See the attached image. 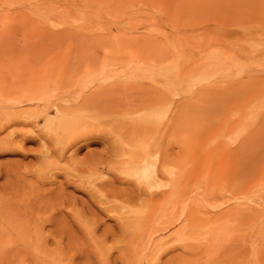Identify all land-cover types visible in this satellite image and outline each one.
I'll use <instances>...</instances> for the list:
<instances>
[{"label":"rangeland","instance_id":"rangeland-1","mask_svg":"<svg viewBox=\"0 0 264 264\" xmlns=\"http://www.w3.org/2000/svg\"><path fill=\"white\" fill-rule=\"evenodd\" d=\"M0 129L1 264H264V0H0Z\"/></svg>","mask_w":264,"mask_h":264},{"label":"bare ground","instance_id":"bare-ground-1","mask_svg":"<svg viewBox=\"0 0 264 264\" xmlns=\"http://www.w3.org/2000/svg\"><path fill=\"white\" fill-rule=\"evenodd\" d=\"M39 79H40V78H39ZM39 82H40V81H39ZM62 92H63V91H62ZM89 93H90V94H89L88 96H87V94H84V95L87 96V97H89V96L91 95V93H96V92H89ZM105 93H107V92H105ZM108 93H109V92H108ZM110 93H111V92H110ZM62 94H65V93H61V94L59 95L60 98L62 97ZM81 94H82V93H80V94H78V95H81ZM25 95H26V94H25ZM84 95H83V96H84ZM92 95H93V94H92ZM63 96H64V95H63ZM75 96H76V95H75ZM83 96H81V97H80V96H77L78 98H74V99H80V98L83 99V98H82ZM29 97H30V96H29ZM87 97H85V99H86ZM17 99H18V98H17ZM29 99H30V100H33V98H29ZM54 99H55V98H54ZM81 99H80V100H81ZM98 99H99V98H98ZM18 100H19V99H18ZM22 100H23V99H22ZM60 100H61V99H60ZM63 100H64V99H63ZM69 100H70V99H69ZM88 100H89V101H88ZM93 100H94V99H93ZM81 101H82V102H81ZM81 101H79V102H77V103H75V104H73V103L71 104V102L69 101L71 105H70L69 107L66 108V110L69 111V113H68V114H62L61 116H59L58 114H56L57 116H59V118H57V117L55 116V114H54L55 112H54V111H53V112H49V115H51V116H53V114H54V116H55V118H56L55 120L57 121L58 128L60 127V129L66 131V129L70 127L69 129H72V130L75 132L76 129L79 130V128H75L77 122H79L80 120H82V122L84 123V122H85V119H86V120L88 119V121H89V119H90V116H86L87 118H83L84 121H83V119H79V121H78V117H76V116H77L76 113H77V114L81 113V114H83V116H84V114L86 115V113L92 112L93 115L90 114V115H91V119L93 118L92 116H94V117L96 116V115H95L96 113H97V114L100 113L99 111H101V109H100L101 106H100V107H96L94 104H91V103H92V99H91V98H89V99L87 98V100H81ZM90 101H91V102H90ZM30 102H31V101H30ZM88 102H89L90 105L87 104ZM32 103H33V102H32ZM49 104H50V105H53L54 103H51V102H50V103H47L48 107H49ZM68 104H69V103H68ZM98 104H99V103H98ZM11 105H12V104H11ZM13 105H14V104H13ZM157 105H158V104H157ZM157 105H156V106H157ZM16 106H17V105H16ZM39 106H40V105H39ZM94 106H95V107H94ZM104 106H105V105H104ZM40 107H41V106H40ZM91 107H92V108L94 107L95 109H94L93 111H90V110H92ZM109 107H110V106H109ZM109 107H108V108H109ZM42 108H43V110L46 109V108H44V107H42ZM59 108H60V107H59ZM104 108H105V107H104ZM114 108H115V107H114ZM49 109H50V108H49ZM96 109H98L99 111L94 112V111H96ZM34 110H35V109H34ZM43 110L41 109L42 112H43ZM54 110H55V108H54ZM64 110H65V109H64ZM88 110H89V111H88ZM103 110H104V109H103ZM110 110H111V109H110ZM10 111H11V110H10ZM31 111H33V110H31ZM85 111H86V113H85ZM87 111H88V112H87ZM116 111H117V110H116ZM23 112H24V111H23ZM33 112H34V111H33ZM33 112H31V113H33ZM46 112H47V111H46ZM61 112H62V111H61ZM93 112H94L95 114H94ZM106 112H107V109H106ZM167 112H168V110H167ZM63 113H64V112H63ZM71 113H72V114H71ZM12 114H13V113H12ZM19 114H20V113H19ZM41 114H42V113H41ZM41 114H40V115H41ZM81 114H79V115L81 116ZM6 115H7V114H6ZM14 115H15V114H14ZM79 115H78V116H79ZM166 115H168V114H166ZM19 116H20V115H19ZM26 116H27V115H26ZM51 116H50V117H51ZM65 116H68V118H66ZM3 117H5V116L3 115ZM6 117H7V116H6ZM6 117H5V119H6ZM8 117H10V115H9ZM20 117H22V116H20ZM40 117H41V116H40ZM47 117H48V115H47ZM50 117H49V118H50ZM75 117H76V118H75ZM88 117H89V118H88ZM16 118L18 119L19 117L16 116ZM16 118H15V119H16ZM80 118H82V117H80ZM7 119H11V118H7ZM7 119H6V120H7ZM51 119H52V118H51ZM73 119H75L76 122L73 121ZM34 120H35V119H34ZM36 120H37V119H36ZM11 121H13V120H10V122H11ZM15 121H16V120H15ZM46 121H47V120H46ZM48 121H49V120H48ZM48 121H47L46 124H48ZM19 122H20V121H19ZM19 122H18V123H19ZM49 122H51V121H49ZM55 123H56V122H55ZM55 123H54L53 121L51 122L52 125H55ZM79 123H81V122H79ZM79 123H78V124H79ZM83 123H82V124H83ZM49 124H50V123H49ZM51 124H50V126H51ZM78 124H77V125H78ZM73 125H74V126H73ZM87 125H88V124H87ZM8 126H9V124H8ZM52 127H53V126H52ZM73 127H74L75 129H73ZM77 127H78V126H77ZM85 128H86V127H85ZM162 128H163V127H162ZM50 129H51V128H50ZM54 129H55V127H54ZM60 129H59V130H60ZM0 130H1V129H0ZM51 130L53 131V129H51ZM72 130H71V131L69 130V133H70V132L72 133V132H73ZM78 130H76V131H78ZM133 131H134V130H133ZM50 132H51V131H50ZM50 132H49V135L51 134V136H52V133H50ZM55 132H56V131H55ZM61 132H62V131H61ZM61 132L59 131V133H61ZM66 133H67V132H66ZM66 133H65V134H66ZM80 134H81V133H80ZM62 135H64V134H61V136H62ZM73 135H74V134H73ZM81 135H82V134H81ZM93 135H94V134H93ZM51 136H50V137H51ZM87 136H88V135H87ZM74 137H75V136H74ZM89 137H90V136H89ZM52 138H53V137H52ZM56 138H57V137H56ZM78 138H79V136H78ZM80 138H81V137H80ZM87 138H88V137H87ZM102 138H103V137H102ZM57 139H58V138H57ZM82 139H83V138H82ZM91 139H92V138H91ZM71 140H72V139H71ZM69 141H70V140H69ZM137 141H138V140H137ZM70 143H71V141H70ZM70 143H69V144H70ZM115 143H116V142H115ZM45 147H47V146H45ZM51 147H52V146H51ZM51 147L48 146V148H51ZM63 147H64V146H63ZM55 150H56V149H55ZM60 150H61V151H59V152L57 151V152H58L59 154H62L63 150H65V149H60ZM74 150H75V149H74ZM123 151H125V149H124ZM48 153H49V152H48ZM66 153H67V152H66ZM76 153H77V152H76ZM61 156H62V155H61ZM44 157H45V156H44ZM130 158H131V157H130ZM98 159H99V158H98ZM93 160H94V159H93ZM99 160H100V159H99ZM93 162H94V161H93ZM123 162H124V165H127V166H129V165L131 166V165H132V161H131V160H124ZM135 162H136V158H135ZM88 165H89V164H87V166H88ZM84 167H86V166L84 165ZM94 167H97V166H94ZM90 168H91V167H90ZM97 168H98V167H97ZM126 168H128V167H126ZM91 169H92V168H91ZM98 169H99V168H98ZM93 170H94V169H93ZM93 170H92V172H93ZM98 171H99V170H98ZM98 173H99V172H98ZM179 175H180V174H179ZM78 177H79V176H78ZM81 178H82V176H81ZM78 181H79V180H78ZM81 182H82V181H81ZM83 182H85V181H83ZM84 184H85V183H84ZM3 231H4V230H3ZM36 231H37V230H36ZM4 232H6V231H4ZM20 232H21V231H20ZM262 235H263V234H262ZM0 238H1V237H0ZM1 247H3V246H1ZM3 248H5V247H3ZM3 248H2V250H3ZM2 250H1V251H2ZM4 251H5V249H4ZM0 253H2V252H0ZM1 256H2V255H1ZM1 256H0V257H1ZM5 256H6V254H4V257H5ZM230 257H231V256H230ZM229 259H230V258H229ZM0 264H1V263H0Z\"/></svg>","mask_w":264,"mask_h":264}]
</instances>
